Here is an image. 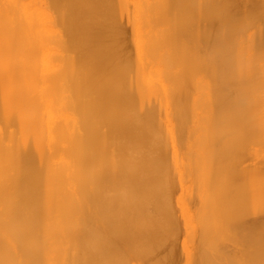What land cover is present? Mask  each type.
<instances>
[{
    "label": "bare ground",
    "instance_id": "obj_1",
    "mask_svg": "<svg viewBox=\"0 0 264 264\" xmlns=\"http://www.w3.org/2000/svg\"><path fill=\"white\" fill-rule=\"evenodd\" d=\"M0 264H264V0H0Z\"/></svg>",
    "mask_w": 264,
    "mask_h": 264
}]
</instances>
